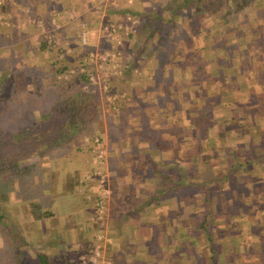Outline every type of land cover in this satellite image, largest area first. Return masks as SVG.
Segmentation results:
<instances>
[{
    "label": "crops",
    "instance_id": "obj_1",
    "mask_svg": "<svg viewBox=\"0 0 264 264\" xmlns=\"http://www.w3.org/2000/svg\"><path fill=\"white\" fill-rule=\"evenodd\" d=\"M201 4L198 0H118L105 5L96 23L91 15L98 11L90 0H0V118L11 113L15 118L41 120L43 130L61 118L58 142L36 148L41 150L34 160L39 177L30 181L25 195L20 180L15 179L18 195H12L10 223L19 232L12 247L17 264H207L205 249L195 250V242L200 245L203 239L195 237L191 223L178 218L187 214L185 207L177 218L167 217L179 210L177 192L157 185L160 178L151 175L149 168L160 166L162 171L163 167L185 166L191 170L195 164L205 165V160L215 164L210 158L212 147L221 150V146L234 145L240 150L235 140L215 143L218 133L246 135L245 147L254 154L264 150V143L258 142L264 141V126L255 124L264 113L253 107L264 104V98L261 94L250 98L252 80L264 67V49L252 45L244 58L216 45L221 36L213 40L211 25L183 26L193 16L199 24L213 17L205 11L199 15ZM71 7L76 8L75 14L69 11ZM127 14L137 16L139 28L123 46L119 71L110 75L111 89L124 91L125 96L117 98L112 109L106 108L112 114L105 117L104 103L96 96L100 89L81 88L84 74L65 79L57 74L77 64L88 47L98 48L99 42L109 47L99 22L123 24ZM78 18L90 24L89 45L77 44ZM40 22L68 41L71 51L63 59L38 32ZM163 24L170 26L166 33L161 31ZM257 81L264 84V79ZM197 104L209 106L214 121V126L203 131L208 137L201 142L204 158L200 160L194 151V127L188 120ZM247 106L249 113L243 111ZM245 115L251 119V128L241 130L234 120H245ZM50 118L54 120L49 122ZM23 126H12L10 133H20ZM96 129L108 150L107 208L102 221L95 219V209L86 203L80 184L89 168L84 136ZM148 152H159L160 157H150ZM169 200L173 205H168ZM248 211L253 217L241 218L233 227L238 235L249 228V240L213 232L218 264L224 255L230 264H264V208ZM224 227L216 230L234 232ZM98 233L103 235L102 250L92 262L84 256L89 257L100 241ZM181 241L190 250L182 257L173 256ZM233 253L236 256L231 257Z\"/></svg>",
    "mask_w": 264,
    "mask_h": 264
},
{
    "label": "rangeland",
    "instance_id": "obj_2",
    "mask_svg": "<svg viewBox=\"0 0 264 264\" xmlns=\"http://www.w3.org/2000/svg\"><path fill=\"white\" fill-rule=\"evenodd\" d=\"M221 1L222 2H219V5H218V11L213 13V17H210L209 21L205 23L207 25L212 24L213 31L215 30L214 28L217 27L218 30L222 29V31H221L222 33H223V30H226V33L231 34L234 32V30L231 29L230 23H236V24H239V26L242 25V30H245L247 32L249 26L252 25V22L255 23L257 16H259V17H262V19H263L262 20L263 21V24H262L263 28L260 31L264 35V6H263L264 0H235V2H230L228 0L227 1L221 0ZM245 2H246V4H245ZM237 3H243L245 5H242V7L237 8L236 7V6H238ZM226 6L229 7V11H225ZM104 7L105 6L100 7L99 10L102 9V11H103ZM236 11H238V12H236ZM96 17H97V13L91 15V19L97 23L99 18H96ZM227 18L230 19V22H228L227 24H223L222 26L216 25V23L220 22V21H218V19L225 20ZM248 21H250L251 23H249ZM259 21H260V19H258V22ZM154 23H156V22H154ZM195 23H197V17L195 20V17L193 16L186 24H182V25L187 26L189 24L192 26V25H195ZM167 26L170 27L168 24H163L161 31L166 33L167 30H170V29H167ZM136 27L139 28V20L138 19H137V24H136L135 28ZM135 28H134V30H135ZM240 28H241V26H240ZM134 30L131 32L132 34L134 33ZM211 36L214 37L216 35L212 32ZM129 39H130V36H129V38L124 40L123 45H122V51H121L122 54L121 55H123V51H124L123 46L127 43V41ZM263 40L261 41V44H259V45H262V46H259V48H262V49H264ZM96 46H98V48H106L107 47V45H105V43H103V42H99ZM255 46H257V45L253 44V47H255ZM94 47H88V48H94ZM240 49H243V48H240ZM258 57H259V55H258ZM121 59H122V57H121ZM120 62H121V60L118 63L119 68H120ZM260 66H262V65H260ZM259 78L264 79V67H261L259 69L258 75L252 80L253 88H254V91H253L254 94H252L250 96V98H253V100L257 96H259L260 94L263 95V98H264V84H262L261 82L259 83L257 81V79H259ZM81 88H82V90L85 91V90H89V89L93 88V86L83 87L81 84ZM100 91L101 92H99V95L98 94L96 95L98 97L97 100L101 99L103 101L104 109H105L104 111L106 112L105 117H108L106 115L112 114V112L108 109L109 108L112 109V107H114L115 104L117 103L116 99L117 98H123L125 96V92L112 90L110 87V84H109V87L107 90L108 92L103 91L102 89H100ZM108 93L109 94L114 93L116 95L115 98L114 99H107L106 94H108ZM249 101H250V99H249ZM98 105L101 107L100 102ZM252 105H253V103H252ZM253 107H259L261 112L264 113V104H262L260 106L258 104L257 105L254 104ZM106 108H108V109H106ZM223 110L226 113L229 112L228 110H225V109H223ZM249 110H250V107H248V106L243 109V111L244 112L246 111V113H249ZM217 111L219 112V110H217ZM224 111L220 110L221 113H223ZM98 112H100V109H97V114H98ZM119 114H121V113H119ZM2 117L3 118H0V124L1 125L6 124L7 127L6 126L5 127H6V130H8V131L12 130L11 125L16 124V122L22 123V122L26 121L24 119L15 118L16 116L13 117V115L11 113H8V115H6V116L2 115ZM248 117H249L248 115H245V120H240L238 118L237 119L235 118L234 121H236L235 125H237V128H238L239 123L241 124V130L242 129L244 130L247 127L251 128L250 127L251 119H249ZM96 120H97V118H96ZM255 124H258L260 126L261 125L264 126V115H263V117L259 118L257 123L255 121ZM235 125H232L233 128H235L234 127ZM95 128H96V126L94 127V124H93V130ZM91 132H89L88 135L84 136L85 141L87 143L86 162L88 163L89 168H88L87 172H85L83 174L82 178L84 177L85 174L92 171L91 169L93 168V163L91 162V155H90L91 152L89 150L91 136L96 133L98 136H100V138H102L103 144L105 146V138L103 135H101L100 131H97V129H96L94 132L93 131H91ZM78 138H81V136L79 135ZM245 139H246V135L234 136L232 134V135H225V136H215V143L218 144L221 142L223 144V143H227L230 141L233 142L234 140L238 141L237 143L240 145V150H237L238 154L241 155L243 153H248L250 151L248 157L252 156L254 158V155H255L254 152H252V150L250 148L245 147L246 146V144L244 143ZM14 141H15V139H11L10 146L3 147V150L0 147V157L6 156L7 161H8V155H10L11 150H13V147H11L12 146L11 144ZM258 142H260L262 144L264 143L263 140H260ZM197 144H198V140H196V144L194 145V148H195L194 151L196 153V156L198 157L197 159L200 160L201 159L200 156H202V158H204L202 155L204 153H203L202 149L200 150L197 148L198 147ZM241 148H243V149H241ZM4 149H6V150H4ZM246 150H248V151H246ZM257 152H255V153H257ZM39 153H41V151H39ZM190 153H191V151H189V154ZM261 153L264 154V150L258 152V154H261ZM106 157L108 159L107 145L105 146L104 162L102 164L105 173L107 171L106 164H105L106 163L105 162ZM223 157H224V159H226L225 161H224V159L221 161L219 160V162H216L214 165L212 163H210L209 161H206V160H205V163H206L205 165L195 164L190 171L194 174L200 175L203 178H206V177L212 176L214 174L213 171L216 172V170L218 169V167H217L218 164H219V168L226 169V167H227V170L229 169L228 166H230V162H232L235 165V168L233 169V171L228 170L229 171L228 176L225 178L223 183L221 185H217L214 188L213 192H214L216 198H215V201L213 204V210H212V217L214 219L212 228H213V232H215L214 234H216V236H218L219 233H223V234L234 233V234H236L237 239L239 241L242 240L244 242L243 237L245 236V240L247 241V239H248L247 236L250 235L249 228L245 229L242 234L238 235V233H236L237 231L234 230L235 226L233 227V225H234L235 221L240 222L241 218H247V219L252 218L253 216L250 215V213H248L249 212L248 210L250 208H253V207H260L262 209L264 208V161L260 160V158H255V159H252V158L247 159L246 158V159H244L245 157L241 158L239 160H236V159L230 160V158H232V156L229 154L223 155ZM27 158H28V156H27ZM28 159H29V161H32V159H30V158H28ZM28 159H26L25 157L21 158L22 162L18 165L19 168L17 169V170H20V176L22 177L20 182H21V187H22L21 190H23L24 195L28 192L27 186L30 183V181H32V179L35 180L39 177V175L36 172L38 170V168L36 166H35V168L32 167V164L29 163V161H27ZM253 160L257 161L258 164H253L252 163ZM23 161H25L27 163H24ZM212 161H214V160L212 159ZM9 164L10 163L8 161L5 163V165L1 164V166H0V241L2 242L1 246H0V250L2 253V255L0 254V264H17L15 261L14 255L12 254V247L14 246V242H18V240H19V232H16L15 225L10 223V220H11V211H12V202H13L12 201V195L14 193V195H16V197H17L18 186H16L17 183L15 180L16 177L14 176V173L13 172L11 173V170L8 167V166H10ZM184 167H182V168H184ZM179 168H180V166H177V167L171 166V167H166V168L163 167L162 171H163V173H168L169 179H171L172 174L176 176L177 173H179L181 171ZM30 169L31 170L37 169V170H35L34 173L32 175H30L29 174L31 172V171H29ZM173 178H175V177L173 176ZM158 182H159L158 184L156 183L157 185L162 184L160 179ZM166 182L171 183L169 180H166ZM107 183H108V177L106 174V182H105V186L107 188L106 200H107V195H108ZM80 184H81V187L83 189V196H84L86 203L88 204V206H91L93 208L91 199L89 197H87V195L88 196L93 195V193H91V191H89V185L90 184H85L81 180H80ZM162 189L164 190V188H162ZM19 197H21V199L24 198L22 193L19 194ZM178 198H180L181 201H185L187 199V197H185L183 195H181V196L178 195ZM168 203H169L168 205H173V203H171L170 200L168 201ZM5 204H6V206H5ZM3 205L6 208H2ZM194 209H195V207L189 203L188 206L185 207V212H187V214H188L189 212H191ZM234 210H236V213H237L236 215H235ZM105 215H106V211H105ZM105 215H104V217H105ZM254 217H255V215H254ZM103 218L98 219L95 215V219L98 221H102ZM222 224L225 225V227H224L225 229H229V230L233 229L234 232H229L227 230H225V232L224 231L218 232V230H216V229H218ZM229 224H231V225H229ZM263 233H264V231H263ZM99 234H101V233L97 234V238H99L100 241H97L94 244V246L92 247L91 252H90V255H91L98 248L99 249V255L97 256V258L100 256V253L102 250L101 239L103 238V235H101V237H98ZM195 236H197V233H195ZM196 238L199 239V237H196ZM202 244H204V242H201L200 245H198V243H197L198 247L195 250L201 249L200 247L202 246ZM240 244H238V245H240ZM97 245L99 247H97ZM249 247H250V243H248L247 246L245 247L247 249L246 255L248 256L246 259L249 258ZM221 253H224L223 249H221ZM205 254H207V252H204V255ZM234 256H236V253H233L231 255V257H234ZM85 257H87L88 260L92 261L88 256H84V258ZM222 257L224 259L221 262V264H230L228 262L229 256L224 255ZM243 257L245 258L246 256H243ZM92 262H96V260H93ZM243 264H250V263L245 262Z\"/></svg>",
    "mask_w": 264,
    "mask_h": 264
},
{
    "label": "trees",
    "instance_id": "obj_3",
    "mask_svg": "<svg viewBox=\"0 0 264 264\" xmlns=\"http://www.w3.org/2000/svg\"><path fill=\"white\" fill-rule=\"evenodd\" d=\"M201 2H204V4H201L198 8L200 9L198 11L199 15L203 14V11L209 12V13H215L218 11V5L219 2H222L221 0H198ZM227 1V0H225ZM230 2H235V0H228ZM238 6L237 8L242 7V5H245L243 3H237ZM264 6V5H263ZM203 7V8H202ZM235 7V8H236ZM236 10V9H235ZM225 11H229V7H225ZM238 12V11H236ZM258 19L260 21L258 22ZM262 17L257 16V19L255 23L252 22V25L249 26L247 32L245 30H242V25L241 28L239 24L236 23H230L231 29L234 30L233 33L228 34L226 33V30H223V33L221 30H218L217 27L214 28V36L213 40H215L216 37L221 36L220 41L215 40L216 45H220L221 47H224L227 49V53L230 52L231 50L235 52L236 55L238 54H244V58H247V55L245 54V51L248 53L249 50L251 49L252 45H259L261 44V41L264 39V35L260 31L263 28V21ZM230 22V19H221L220 22L216 23L218 26H222L223 24H227ZM251 23L250 21H248ZM196 26L198 27H203V25L208 26L207 24H199L195 23ZM212 26V24H211ZM214 26V25H213ZM264 42V40H263ZM262 42V43H263ZM240 48H243L242 50ZM82 77V75H81ZM63 81V80H61ZM196 110L194 111V114H191L188 118L189 123L192 124L194 127V137L198 142L201 144V142H204L208 136L203 134V131L207 129L208 127L214 126V121L211 120V112H210V107L209 106H204L203 104H197L196 105ZM61 119V118H59ZM58 118L55 119L54 121V126H50L51 128H46L42 129L39 125H41V120L38 121L36 120L34 122L31 121L30 119H24L26 121L19 123L16 122V124L11 125V126H23L21 127L20 133L17 134H11L10 131L6 130L7 125H1L0 124V147L3 150V147L5 146H10L11 139H15V141L11 144L13 147V150H11V154L8 155V161H9V169L11 170V173H14V176L16 178H19L21 181V176H20V170H17L19 167L18 165L22 162L21 158H30L32 161H29V163L32 164V167L35 168L37 167L36 162L34 161L37 158V155H41L39 151L40 149H36L39 145L45 143V144H50L54 142H58L59 137L61 135L60 131V120ZM54 118H50L48 121L52 122ZM29 122V123H28ZM28 123V124H27ZM6 126V127H5ZM39 126V127H38ZM59 128H58V127ZM38 127V128H37ZM12 128V127H11ZM37 128V129H36ZM34 129H36L34 131ZM9 132V133H8ZM224 133H218V136H222ZM41 139V140H40ZM40 140V141H39ZM215 146V145H213ZM202 148L201 146L198 147ZM6 150V149H4ZM220 150V149H219ZM215 149L214 147L211 148V159H213L214 163L219 162V160H223L224 157L223 155L229 154L232 156L230 160H239L241 158H249V153H243L241 155L238 154L237 148L234 145H224L221 146V150L219 151ZM248 151V150H246ZM201 152V151H200ZM159 152H148V156L150 157H157L159 158L160 154ZM196 154V153H195ZM204 155V154H202ZM28 156V158H27ZM159 156V157H158ZM197 157V156H196ZM202 156H200L201 158ZM254 158H260V160L264 161V154H255ZM7 161V157H0V166L5 165ZM211 161V160H210ZM24 163H27L23 161ZM234 166V167H233ZM218 169L216 172L213 171V175L210 177L203 178L200 175L194 174L190 171V168H182L180 166V172L177 173L175 178L173 180L169 179L168 173H163V171H160V166H150V172L151 175L155 176L156 179H162V184L159 185L164 190L167 191H173L177 192L179 196L183 195L187 197L185 201H181V199H178V212L172 215H167L168 219L171 217L177 218L180 214H182V208L188 206L190 203L195 207L194 210L189 212L188 214L178 217L180 218V221H187L191 223L190 226H193V230L195 233H197L199 238L203 239L204 244L200 247L201 250L204 248L207 254L204 255V258L207 260V264H218V251L215 247V239L213 236V217H212V210H213V204L215 201V194H214V188L217 185H221L225 178L228 176L229 171L235 168V165L230 162V166H228L226 169L219 168L218 164ZM233 167V168H232ZM17 170V171H16ZM37 170V169H35ZM35 170H29L31 171L29 174L32 175ZM163 173V174H162ZM162 174V175H160ZM166 180H169L171 183H167ZM184 193V194H183ZM188 201V202H187ZM32 216L35 217V213L32 212ZM196 243V242H195ZM190 247L187 246L185 242H180V246H177L174 251L172 252L173 256L177 257H182L185 254H187V250H190ZM198 247L197 243L195 246V249ZM200 250V249H199ZM203 252V250H202ZM204 254V253H203Z\"/></svg>",
    "mask_w": 264,
    "mask_h": 264
},
{
    "label": "built area",
    "instance_id": "obj_4",
    "mask_svg": "<svg viewBox=\"0 0 264 264\" xmlns=\"http://www.w3.org/2000/svg\"><path fill=\"white\" fill-rule=\"evenodd\" d=\"M118 0H90L92 7L97 12L96 18H101L102 9L100 7L107 4L116 3ZM133 0H126L127 3H131ZM69 11L73 14L76 13V8L71 7ZM125 22L123 24H106L100 23L99 30L109 40L110 46L107 48H88V51L80 58L77 64L69 65L65 70L57 74L58 78L65 79L71 74L82 73L84 74L83 87L97 86L99 89L108 92L110 84V75L119 71V60L122 51V45L125 39H127L131 32L134 30L137 19L132 14L125 16ZM77 28V44L89 45V32L91 30L90 24L85 18L76 19ZM37 30L42 34L46 43L51 46L59 59H63L64 56L71 51V47L67 40H62L58 36L54 35L49 28L43 23H38ZM115 94H106L107 99H114ZM90 155L91 162L93 163L92 171L88 172L81 178V181L89 185V191L93 195H87L91 199L93 208L95 209V215L98 219H102L106 211V193L107 188L105 186L106 173L102 166L104 162L105 146L102 138L96 133L90 138ZM95 193V194H94ZM99 234L98 237H101ZM97 247H99L97 245ZM99 255V249L97 248L89 258L93 261L96 260Z\"/></svg>",
    "mask_w": 264,
    "mask_h": 264
}]
</instances>
